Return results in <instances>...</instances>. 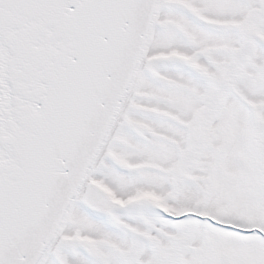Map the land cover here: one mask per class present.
Segmentation results:
<instances>
[{
    "label": "snow or ice",
    "instance_id": "obj_1",
    "mask_svg": "<svg viewBox=\"0 0 264 264\" xmlns=\"http://www.w3.org/2000/svg\"><path fill=\"white\" fill-rule=\"evenodd\" d=\"M0 264H264V0H0Z\"/></svg>",
    "mask_w": 264,
    "mask_h": 264
}]
</instances>
